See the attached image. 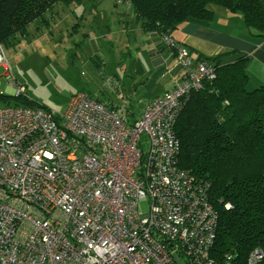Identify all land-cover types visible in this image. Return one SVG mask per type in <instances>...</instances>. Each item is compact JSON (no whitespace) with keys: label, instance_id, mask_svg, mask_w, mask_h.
Returning a JSON list of instances; mask_svg holds the SVG:
<instances>
[{"label":"built area","instance_id":"1","mask_svg":"<svg viewBox=\"0 0 264 264\" xmlns=\"http://www.w3.org/2000/svg\"><path fill=\"white\" fill-rule=\"evenodd\" d=\"M160 36L179 78L137 118L85 91L62 113L0 105V264H263L260 248L242 263L211 251L218 215L208 184L177 166L175 125L187 93L213 71ZM0 66L9 69L2 44Z\"/></svg>","mask_w":264,"mask_h":264},{"label":"trees","instance_id":"2","mask_svg":"<svg viewBox=\"0 0 264 264\" xmlns=\"http://www.w3.org/2000/svg\"><path fill=\"white\" fill-rule=\"evenodd\" d=\"M80 1L0 0V44L21 42L32 23L48 26L44 15L55 4ZM122 1L129 3L146 32L172 35L187 19L211 21L215 11L209 5L214 4L240 16L247 27L264 36V0ZM232 54L234 50L225 49L213 56H191L211 65L213 74L185 96L175 134L177 166L208 184L207 198L218 215L211 251L221 259L230 252L242 263L255 248L264 253V84L248 88V56L223 62ZM13 96L11 104L10 96L0 93V102L39 107L24 94Z\"/></svg>","mask_w":264,"mask_h":264},{"label":"rangeland","instance_id":"3","mask_svg":"<svg viewBox=\"0 0 264 264\" xmlns=\"http://www.w3.org/2000/svg\"><path fill=\"white\" fill-rule=\"evenodd\" d=\"M209 7L217 16L231 13L214 4ZM44 16L48 26L32 23L21 42L3 46L9 66L6 71L13 77L0 66V93L9 95L11 104L15 103L14 78L25 87L23 94L34 106L62 113L73 94L85 91L137 118L146 103L167 87V77H159L149 65L146 31L135 20L128 2L58 3ZM140 148L143 152L148 149L143 136ZM147 210V201H141L139 211ZM179 262L184 264L181 258Z\"/></svg>","mask_w":264,"mask_h":264},{"label":"crops","instance_id":"4","mask_svg":"<svg viewBox=\"0 0 264 264\" xmlns=\"http://www.w3.org/2000/svg\"><path fill=\"white\" fill-rule=\"evenodd\" d=\"M145 34L149 65L153 67L152 70L159 72V77H167V87L156 93L157 96L174 86L179 73L172 51L161 41L160 34L155 31ZM172 36L190 51L192 57L199 54L213 56L225 49L234 50L235 54L223 57V62L247 55L249 85L255 87L264 84V36L247 27L240 16L222 12L207 22L187 19L172 32ZM156 77L159 81V77Z\"/></svg>","mask_w":264,"mask_h":264}]
</instances>
